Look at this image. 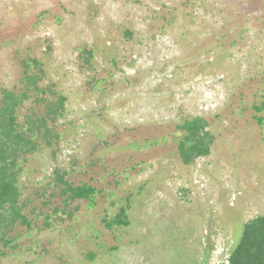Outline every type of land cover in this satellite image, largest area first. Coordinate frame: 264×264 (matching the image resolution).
Masks as SVG:
<instances>
[{
	"label": "rangeland",
	"instance_id": "1",
	"mask_svg": "<svg viewBox=\"0 0 264 264\" xmlns=\"http://www.w3.org/2000/svg\"><path fill=\"white\" fill-rule=\"evenodd\" d=\"M29 58L67 102L21 156L30 225L8 226L0 264H228L264 215V0H0V92ZM198 117L211 153L185 164ZM56 170L94 197L66 201Z\"/></svg>",
	"mask_w": 264,
	"mask_h": 264
},
{
	"label": "trees",
	"instance_id": "2",
	"mask_svg": "<svg viewBox=\"0 0 264 264\" xmlns=\"http://www.w3.org/2000/svg\"><path fill=\"white\" fill-rule=\"evenodd\" d=\"M127 35H131V32L128 31ZM85 54L90 63L93 51H86ZM32 65L38 67V71L31 69ZM24 67L23 89H2L0 92V254L10 242L7 240L8 226L17 221L24 226L30 225L28 216L23 213L18 185L22 170L21 156L36 149L38 138L43 139L47 145L52 144L55 134L49 121L55 122L63 114L67 102V98L59 94L54 85H41L44 70L39 60L26 59ZM33 97L35 101L44 104V111L27 115L25 129L22 130L18 112ZM255 109L260 110V107ZM180 128L185 136L178 149L185 164L210 155L213 137L203 118L188 119ZM54 183L66 201L90 200L96 193L91 185H74L67 181L65 173L60 170L55 172ZM112 224L128 225L124 209ZM229 264H264V215L245 223L241 237L229 256Z\"/></svg>",
	"mask_w": 264,
	"mask_h": 264
},
{
	"label": "built area",
	"instance_id": "3",
	"mask_svg": "<svg viewBox=\"0 0 264 264\" xmlns=\"http://www.w3.org/2000/svg\"><path fill=\"white\" fill-rule=\"evenodd\" d=\"M227 263L229 264V259L227 260Z\"/></svg>",
	"mask_w": 264,
	"mask_h": 264
}]
</instances>
